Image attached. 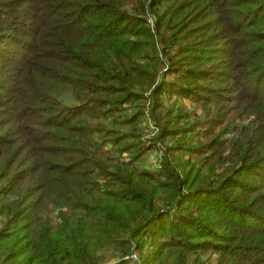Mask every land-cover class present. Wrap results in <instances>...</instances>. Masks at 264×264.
Instances as JSON below:
<instances>
[{"label":"trees","instance_id":"16d2710c","mask_svg":"<svg viewBox=\"0 0 264 264\" xmlns=\"http://www.w3.org/2000/svg\"><path fill=\"white\" fill-rule=\"evenodd\" d=\"M133 257L264 264V0H0V264Z\"/></svg>","mask_w":264,"mask_h":264},{"label":"rangeland","instance_id":"374dc122","mask_svg":"<svg viewBox=\"0 0 264 264\" xmlns=\"http://www.w3.org/2000/svg\"><path fill=\"white\" fill-rule=\"evenodd\" d=\"M160 50H163L162 46L160 47ZM164 72L165 71L163 70V75L158 79L160 83L170 82V81H173V79H175V76L172 75L171 73L168 74V76L167 75L165 76ZM167 97H169V96H167L166 94H163V101L166 102L167 105H169L170 101ZM172 97H173V99H180L179 101L181 102V107H185L186 109L189 110V111L187 110L189 112V115H187V116L190 117L191 119L194 117V115H192L194 113L196 116L203 115L202 109L197 107V106H194L189 101L184 100L183 98H179L178 96H172ZM168 107H170V106H167V108ZM146 112L148 115V110H146ZM142 122H143L142 126H144V135L147 138H155L159 132L157 125L151 120V118H149L147 120H146V118H143ZM158 157H159V153L157 151H155V150L151 151L147 156V165L150 166L152 169H154L153 167H155V165H157L155 160ZM133 261L136 264H140V262L138 261V258H136V257H133Z\"/></svg>","mask_w":264,"mask_h":264}]
</instances>
